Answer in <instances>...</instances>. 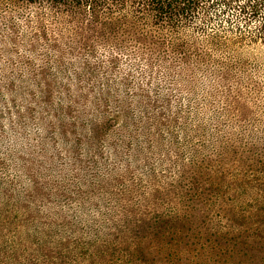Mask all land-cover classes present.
<instances>
[{"label":"rangeland","instance_id":"1","mask_svg":"<svg viewBox=\"0 0 264 264\" xmlns=\"http://www.w3.org/2000/svg\"><path fill=\"white\" fill-rule=\"evenodd\" d=\"M251 2H258L259 12L247 17L245 0L227 6L215 0L209 19H195L178 34L176 41L214 58L201 67L191 55L186 70L176 57L158 58L151 67L102 41L89 49L53 13L41 26L35 7L0 0V160L6 163L0 174L18 178L17 167L29 157L58 154L72 189L79 181L73 184L69 168L87 167L94 178L104 177L91 190L83 185L91 191L84 198L86 192L64 201L67 218L49 217L54 211L32 218L10 204L8 212L0 206V264H264V141L258 139L256 153L234 140L231 154L224 146L216 150L211 139L215 143L203 150L210 155L205 167L213 176L223 173V180L208 195L201 189L186 195L189 182L176 181L180 161L188 159L177 158L180 151L214 132L208 127L202 136L196 124L241 123L246 133L264 139V6ZM45 28L63 57L55 56L49 41L36 40ZM213 32L222 35L219 40H211ZM145 96L150 109H168L171 120L177 111L185 115L181 107L199 108L202 116L184 123L139 120ZM106 116L111 122H101ZM95 125L103 130L99 142ZM167 151L173 162L160 163ZM143 154L157 161L156 169ZM112 167L122 173L120 180ZM149 185L173 189L176 196L154 200L143 194Z\"/></svg>","mask_w":264,"mask_h":264},{"label":"trees","instance_id":"2","mask_svg":"<svg viewBox=\"0 0 264 264\" xmlns=\"http://www.w3.org/2000/svg\"><path fill=\"white\" fill-rule=\"evenodd\" d=\"M7 5L23 6V7H35L38 9L35 13L34 21L42 26L43 20L46 14L53 13L55 19L62 25L70 27V31L75 34V40L84 45L87 43V47L90 49L102 41L103 43L110 45L112 48L120 50L121 52L130 53L137 57H143L146 60L148 66L153 67L154 62L158 58L176 57L185 63L186 70H190V58L194 55L196 60L200 63L201 67H204V62L213 60L211 56H205L197 47H193L187 41L180 39L176 41V37L183 29L190 27L192 22L202 18L209 19L208 9L214 5L215 0H7ZM224 6L234 3L236 0H221ZM264 0H260L264 6ZM258 2L252 3L251 0H245L241 11L247 13V17L258 13ZM250 10V11H248ZM207 12V15H206ZM205 16V17H204ZM258 16V15H257ZM228 30H232L230 27ZM48 31L42 29L39 35H36V40H45L48 43V48L53 50L55 56L61 58L65 55L61 45L57 41L56 37H49ZM211 40H219L222 36L218 32L208 34ZM220 36V37H219ZM225 36V35H224ZM38 37V38H37ZM203 37L206 35L203 34ZM226 37V36H225ZM178 38V37H177ZM171 61V60H170ZM167 71H173L172 66L167 65ZM200 67V66H199ZM206 67V66H205ZM226 72V71H225ZM144 99L148 100L144 108V120L143 116L139 117V120L150 121L152 118H157L159 124H163L164 121L171 120L168 116V112L160 107L150 109L151 105L148 96ZM107 100V98H106ZM106 110L108 106L106 105ZM150 109V110H149ZM185 115L179 116V111L172 116L171 121L181 123L190 121L192 117H201L202 112H199V108H184L181 107ZM179 109V110H181ZM132 112V111H131ZM130 112L132 118L133 113ZM221 115L220 111H216L214 116ZM171 116V115H170ZM111 118V117H110ZM109 117H103L101 122L110 121ZM168 118V119H167ZM134 120V119H133ZM208 127L214 130L210 133L208 138L202 139V141L191 147L190 149L179 150L177 158L187 156L181 160L179 169L177 172V183L182 184L183 180L189 182V189H187L186 195L192 196L198 189L202 190L203 194L208 195V190L214 188L215 181L223 180V173L218 176H213L207 171L205 167L206 158L210 157L203 150L210 147L211 139H216L215 149L224 146L230 150L232 154L236 150L234 140H239L243 145L246 143V147L250 148L253 152L259 151L258 139L264 141L261 136H253V133H246L245 125L234 122L217 121L211 124H196L195 132L200 133L202 136L208 132ZM95 133L98 135V141H100L101 128L95 125ZM264 130V127L263 129ZM149 136V135H148ZM132 137V136H131ZM219 137L223 138V141L217 144ZM131 139V138H130ZM250 140V141H248ZM77 143H80L78 139ZM35 148V147H34ZM35 150H37L35 148ZM170 151L165 153V158L160 159V163L167 158L169 164L173 162L170 159ZM148 165L154 167L157 161L151 162L147 154L142 156ZM31 162H28L22 167H17L20 170V176L18 178H11L9 175L0 174V206L1 212L4 211L3 205L7 207L4 212L9 211L8 204L12 205L14 211L33 214L32 218H67L66 211H62L64 201L70 200L74 195L82 196L84 198L91 191L83 190L81 188L95 187L98 182L96 181L100 177L94 178V174L89 172V168L77 170L75 172L72 168H69L68 173L73 184L77 187H70L65 182V171L61 167L62 156L56 155L46 160H38L34 156L29 157ZM137 158V157H136ZM93 164H96V160L91 157ZM6 163L0 160V170L5 169ZM85 166H89L86 164ZM129 168V167H128ZM171 168V167H170ZM156 169V166H155ZM154 169V170H155ZM111 174L115 176L116 180H120L121 174L119 171L112 167ZM152 171V175H155V171ZM125 172V170L123 171ZM129 174V170L127 171ZM109 174L107 170V175ZM103 176H106L104 174ZM123 177L124 174H123ZM102 177L99 180H102ZM156 179V177H153ZM17 181V182H15ZM19 184H23L24 194L21 195L20 191H17ZM142 186V185H141ZM150 186V187H149ZM144 186L142 188L143 194L151 196L154 200L168 201L167 199L174 198L176 192L169 191L167 188L158 186ZM85 188V189H86ZM19 189V188H18ZM123 190V189H122ZM189 190V191H188ZM205 191V192H204ZM120 193V191H116ZM129 192V191H128ZM24 195V196H23ZM90 196V195H89ZM4 198L11 200L6 201ZM40 202V203H39ZM39 203V204H38ZM61 208V209H60ZM46 211L57 212L54 216L46 217L41 213ZM76 212V213H75ZM72 216L75 218L80 211H75Z\"/></svg>","mask_w":264,"mask_h":264}]
</instances>
